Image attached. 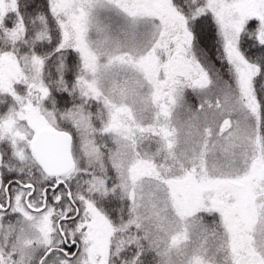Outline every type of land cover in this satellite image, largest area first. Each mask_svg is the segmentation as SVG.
<instances>
[{
  "label": "snow or ice",
  "instance_id": "6c2138e0",
  "mask_svg": "<svg viewBox=\"0 0 264 264\" xmlns=\"http://www.w3.org/2000/svg\"><path fill=\"white\" fill-rule=\"evenodd\" d=\"M0 264H264V0H0Z\"/></svg>",
  "mask_w": 264,
  "mask_h": 264
}]
</instances>
